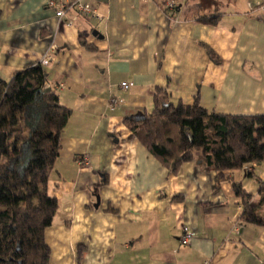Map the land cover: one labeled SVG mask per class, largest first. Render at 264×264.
Masks as SVG:
<instances>
[{"label": "crops", "instance_id": "1", "mask_svg": "<svg viewBox=\"0 0 264 264\" xmlns=\"http://www.w3.org/2000/svg\"><path fill=\"white\" fill-rule=\"evenodd\" d=\"M48 1L0 0V80L40 64L56 46L43 67L47 90L72 116L48 185L60 204L45 233L49 264H262L264 227L239 222L233 185L258 202L264 167L253 177L243 168L218 178L198 154L170 174L124 120L151 113L157 89L173 104L198 98L211 113L263 114L264 18L249 4L264 0H215L199 14H220L216 25L190 17V0H174V18L155 0H84L102 19L69 11L74 26ZM185 227L190 245L181 242Z\"/></svg>", "mask_w": 264, "mask_h": 264}, {"label": "trees", "instance_id": "2", "mask_svg": "<svg viewBox=\"0 0 264 264\" xmlns=\"http://www.w3.org/2000/svg\"><path fill=\"white\" fill-rule=\"evenodd\" d=\"M195 1L200 13L215 2ZM189 3L185 2L187 8ZM219 18L220 14H205L198 20L216 25ZM46 80L40 64L17 73L10 82L0 80V264L50 262L45 233L60 204L49 195L48 185L72 111L60 104L57 94L44 88ZM154 101L151 113L127 118L124 125L170 174L176 175L198 154L205 169L219 173L218 178L226 171L264 163V113H211L201 107L198 98L193 105L170 103L160 89ZM233 186L242 207L239 222L264 227V181H259L260 200L256 203L242 185ZM79 249L82 255L84 247Z\"/></svg>", "mask_w": 264, "mask_h": 264}, {"label": "built area", "instance_id": "3", "mask_svg": "<svg viewBox=\"0 0 264 264\" xmlns=\"http://www.w3.org/2000/svg\"><path fill=\"white\" fill-rule=\"evenodd\" d=\"M145 2H149L150 0H144ZM165 14L168 16H172L175 13V10L180 7V4L174 0H155ZM47 6L51 9H54L56 12V17L58 19H67V23L69 26H74V21L67 18V13L69 11H76L77 14L82 15L86 18L90 19H102V16L99 14L97 10H95L89 3H86L84 0H49ZM249 9L251 12H258L261 17L264 18V2L260 4H249ZM56 50V46L52 45L50 51L45 54L42 58L40 65L42 67H46L53 60V53ZM121 87L125 90H128L132 87L130 83H123ZM44 88L47 90V85L45 83ZM112 105H116L117 101L112 100ZM78 164L80 167H87L89 164L88 156L83 155L78 158ZM264 167V163H253L245 166L246 174L254 176L256 170L260 167ZM241 210V208H240ZM194 239V234H192L188 228H183V234L181 236V242L183 245H190ZM264 264V262L262 263Z\"/></svg>", "mask_w": 264, "mask_h": 264}, {"label": "rangeland", "instance_id": "4", "mask_svg": "<svg viewBox=\"0 0 264 264\" xmlns=\"http://www.w3.org/2000/svg\"><path fill=\"white\" fill-rule=\"evenodd\" d=\"M189 2H190L189 3L190 7H188L189 9L187 10V12L189 13V16L192 17V18L200 17L201 15L199 14L200 12L196 8L197 7L196 6L197 3L195 2V0H190Z\"/></svg>", "mask_w": 264, "mask_h": 264}, {"label": "water", "instance_id": "5", "mask_svg": "<svg viewBox=\"0 0 264 264\" xmlns=\"http://www.w3.org/2000/svg\"><path fill=\"white\" fill-rule=\"evenodd\" d=\"M94 36L97 37V38H99V40H103L104 39V37L101 36L98 32H95L94 33ZM99 205H100V199H99V197H97V205L95 207L98 208Z\"/></svg>", "mask_w": 264, "mask_h": 264}]
</instances>
